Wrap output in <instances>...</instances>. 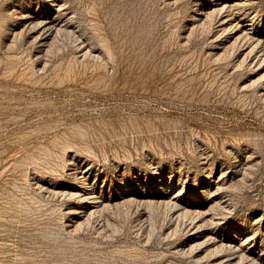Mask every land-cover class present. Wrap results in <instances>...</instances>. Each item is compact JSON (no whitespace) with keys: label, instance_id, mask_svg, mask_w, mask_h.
<instances>
[{"label":"rangeland","instance_id":"374dc122","mask_svg":"<svg viewBox=\"0 0 264 264\" xmlns=\"http://www.w3.org/2000/svg\"><path fill=\"white\" fill-rule=\"evenodd\" d=\"M0 264H264V0H0Z\"/></svg>","mask_w":264,"mask_h":264},{"label":"bare ground","instance_id":"6f19581e","mask_svg":"<svg viewBox=\"0 0 264 264\" xmlns=\"http://www.w3.org/2000/svg\"><path fill=\"white\" fill-rule=\"evenodd\" d=\"M42 27L46 31L54 30L59 27V24L54 20H46L42 22Z\"/></svg>","mask_w":264,"mask_h":264}]
</instances>
